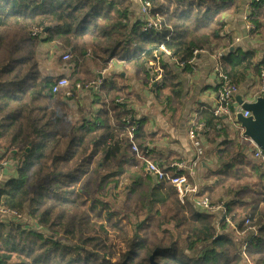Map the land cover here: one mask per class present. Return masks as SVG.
I'll use <instances>...</instances> for the list:
<instances>
[{
    "label": "trees",
    "instance_id": "obj_1",
    "mask_svg": "<svg viewBox=\"0 0 264 264\" xmlns=\"http://www.w3.org/2000/svg\"><path fill=\"white\" fill-rule=\"evenodd\" d=\"M145 1L160 17L158 30L134 19L131 0H0V168L6 158L16 174L0 188V209L29 216L0 221V264H150L151 257L156 264H264L263 176L240 153L248 149L240 130L220 126L212 111L199 119L213 150L212 165L200 167L205 185L198 197L225 203L226 217L217 220L191 199L181 203L169 182H156L131 154L123 119L133 112L127 102L142 97L135 102L128 86L105 81L89 119L84 104L65 98L112 59L148 73L155 51L163 90L175 99L184 89L162 60L166 53L190 70V60L209 50L219 56L220 81L224 76L237 87L264 70L254 51H237L224 33L241 0ZM252 1L247 19L254 39L264 32V0ZM43 44L71 56L59 60L72 67L68 75L43 74ZM63 77L68 85L53 93ZM139 122L134 140L148 142Z\"/></svg>",
    "mask_w": 264,
    "mask_h": 264
},
{
    "label": "crops",
    "instance_id": "obj_2",
    "mask_svg": "<svg viewBox=\"0 0 264 264\" xmlns=\"http://www.w3.org/2000/svg\"><path fill=\"white\" fill-rule=\"evenodd\" d=\"M132 2L134 11L133 16L135 19L140 17V15L138 12V4L133 0ZM241 2L242 9L236 15H231L227 18L224 33L229 35L230 38L235 37L238 39V42L232 46L237 51H254L256 62L264 61V32L263 35L254 39L248 36L243 20L247 0H241ZM63 55V50L58 48L55 44H43L38 54L40 61L39 67L43 74L54 78L68 75L72 71V67L61 64V62H66L62 59ZM218 59L219 57H217L216 54L209 50H204L197 54L192 68L190 70H185V67L179 65L177 60L172 59L170 55L165 54V56L162 57V60L165 61L171 70L181 79L184 92L180 99H175L171 91L168 89L163 90L159 95L150 97L146 102V107L140 111L137 120L138 122L141 121L139 123L144 125V130L150 135V140L146 142L149 145L148 152L143 153L148 161L165 164L173 160H187L194 157L195 149L189 139L188 132L194 126L198 125L201 114L206 111H212L217 105V92L222 84L218 76ZM59 60L61 62H59ZM112 60L123 59L117 58ZM148 69L150 70H148V73L133 69L132 71H124L120 67L113 65L106 74L102 75L103 77H101L100 72H98L97 77L99 79L102 78V84L105 81H115L117 84L128 86L132 93L131 100L136 102L137 96L142 97L143 102L135 103V106H137L145 103L143 85L151 79L152 75L151 67L149 66ZM256 85V77L250 76L245 84L240 87L239 94L235 96L234 100L235 105L238 104L241 111L242 106L238 103L236 97L241 96L244 102H248L250 100V95L256 89ZM99 90L98 92L87 90L81 94V101L77 104L85 105V118L89 119L98 112L100 107L95 103V95L99 93ZM135 106H130L129 109L131 111L132 109L135 110ZM222 126L231 129L233 132H239L240 130L241 145L248 147L246 151L240 153L245 155L254 166H261V163L254 156L253 144L242 137V129L237 120L235 119L233 122L224 121ZM205 132H207V130H203L202 133L204 156L201 157V160L203 158V161L201 162L200 160V165L196 172H192L191 176H189L192 185L197 187L198 194L199 188L205 185V181L203 180V175L199 177L197 172L200 166L207 168V165H212L210 157L213 149H210L209 144L205 143ZM233 137L232 135L231 138ZM236 140H238L237 137ZM218 144L219 143H216L212 148H216ZM131 154L135 156L132 152ZM206 154H209V156ZM2 160L4 162V169L2 179L0 180V188L3 186L4 182L16 176L14 171L15 165L7 162L6 158H2ZM261 174L264 183L262 166ZM190 199L191 198L188 200ZM191 201L193 202L192 199ZM193 205L197 208L195 202ZM3 219L5 218L0 214V221ZM219 219L220 218L217 217V220Z\"/></svg>",
    "mask_w": 264,
    "mask_h": 264
},
{
    "label": "built area",
    "instance_id": "obj_3",
    "mask_svg": "<svg viewBox=\"0 0 264 264\" xmlns=\"http://www.w3.org/2000/svg\"><path fill=\"white\" fill-rule=\"evenodd\" d=\"M133 1H135L138 4V12L140 18L147 22L145 29L147 30V29L155 28L156 30H158V22L160 21L159 19L160 17L158 15L155 16L151 15L150 3L145 0H133ZM249 13H250L249 0H247V3L245 5V15L243 17L247 33H249L250 30L253 29V26L250 24V22L247 19ZM229 41H230V46H234V44L238 42V39L232 37ZM160 50L165 52L163 46L160 47ZM153 55H154L153 56L154 59H156V62L150 66L152 77L150 82L143 87V92L145 94V103L143 105L135 106L136 105L135 103L127 102L129 106L131 107L135 106V110H133L132 114L126 116L123 119L124 124L129 128L128 135H129V140L131 142L130 145L131 152L135 155L137 160L142 161L145 164L146 173L152 176L156 182L167 181L171 184V186L175 189L177 197L179 198L181 203L184 204L189 198H191L193 200V203L195 202V205H197L196 209L199 212L204 214L215 215L216 217L220 218L219 220H222L221 218H225L227 214L225 203L218 202L214 204L211 203L210 200L206 197H198L197 187L190 186L188 183V177L191 176L192 172H196L197 168L200 165L201 157L203 156L204 153L202 138L200 137V134L203 133V130L205 131L203 124H198L197 126H194L188 132L189 139L195 149V155L191 159H187V160L185 159L179 161L173 160L165 164L150 162L146 159V156L143 155V153L148 152L149 149L148 143L136 142L134 140V132L136 130V125L138 121L137 118L140 114V111L146 107V102L150 97L159 95L160 91L163 90L165 87L164 70L159 63V58H158L159 51H155ZM62 59L64 61H68L71 59V56L66 53L62 56ZM194 62H195V58L190 60L189 64L192 65L194 64ZM113 65L120 67L124 71H132L131 63L125 60H111L109 64L100 72L101 77H103L102 75L106 74ZM221 78L223 81L217 92V105L212 110L214 116L219 119L220 126H222L224 121L233 122L236 119V114L238 112H242L240 106L238 104L235 105V100H234L235 96L239 94L238 92L240 91V87L234 85L230 80H228L224 76H221ZM256 82H257L256 89L250 95V100L248 101L249 103H253L259 97L264 96V70H262L258 75V77H256ZM101 84H102V78L99 79L97 77L94 81L89 82L86 85H82V84L78 85L75 91H69V90L66 91L65 98L70 100L72 103L75 104L80 103L81 94L84 91L93 90L95 92H98ZM67 85H68V80L66 78L64 77L58 78L57 80L54 81L52 92L57 93L61 88H65ZM243 116L247 118L250 116V113L243 112ZM247 141L249 140L247 139ZM113 145H114L113 142L108 143V147H112ZM254 156L261 163L264 172V151L254 146ZM3 165L4 162L1 163L2 167L0 168V180L2 179V175H3V169H4ZM0 214L6 220H21L24 217L23 213L11 211V210L0 209ZM229 218L230 217L226 218V221L232 226L233 223L229 220ZM244 225L245 226L249 225L248 219H246Z\"/></svg>",
    "mask_w": 264,
    "mask_h": 264
},
{
    "label": "water",
    "instance_id": "obj_4",
    "mask_svg": "<svg viewBox=\"0 0 264 264\" xmlns=\"http://www.w3.org/2000/svg\"><path fill=\"white\" fill-rule=\"evenodd\" d=\"M236 100L242 106V112L236 114V120L242 129V137L264 151V96L259 97L253 103L244 102L241 96H237ZM243 112H249L250 116L244 117ZM150 264H156L153 257L150 258Z\"/></svg>",
    "mask_w": 264,
    "mask_h": 264
},
{
    "label": "rangeland",
    "instance_id": "obj_5",
    "mask_svg": "<svg viewBox=\"0 0 264 264\" xmlns=\"http://www.w3.org/2000/svg\"><path fill=\"white\" fill-rule=\"evenodd\" d=\"M177 161H179V160H177ZM201 161H203V158H202V160ZM140 162H142V161H140ZM143 163V162H142ZM201 167V166H200ZM197 175L199 176V177H201L203 174H202V171L200 170V168H199V170H198V172H197ZM9 178V177H8ZM189 185L190 186H193L192 184H190V182H189ZM24 215V217L23 218H29V216L28 215H26V214H23Z\"/></svg>",
    "mask_w": 264,
    "mask_h": 264
}]
</instances>
